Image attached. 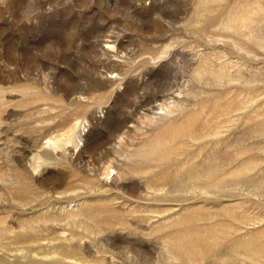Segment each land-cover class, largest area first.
I'll return each instance as SVG.
<instances>
[{"label": "rangeland", "instance_id": "374dc122", "mask_svg": "<svg viewBox=\"0 0 264 264\" xmlns=\"http://www.w3.org/2000/svg\"><path fill=\"white\" fill-rule=\"evenodd\" d=\"M0 264H264V0H0Z\"/></svg>", "mask_w": 264, "mask_h": 264}]
</instances>
